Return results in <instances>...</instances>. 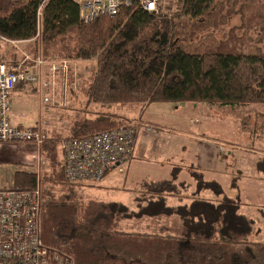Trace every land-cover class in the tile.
I'll list each match as a JSON object with an SVG mask.
<instances>
[{"label": "trees", "instance_id": "16d2710c", "mask_svg": "<svg viewBox=\"0 0 264 264\" xmlns=\"http://www.w3.org/2000/svg\"><path fill=\"white\" fill-rule=\"evenodd\" d=\"M169 1L164 9L159 0L156 14L122 7L113 16L84 23L71 0H0V64L19 62V51L10 47L17 42L31 43L29 53L48 64L67 62L69 82L78 63H95L82 93L74 94L83 96V103L68 136L50 138L45 131L39 151L41 238L73 264H264V243L254 241L255 222L239 213L238 198H200L219 185L199 172L190 174V183L179 181L176 169L170 179L140 182L136 210L97 201L86 192L97 183L72 182L65 175L63 140L133 124L103 112L115 106L142 111L154 103L207 104L236 118L242 131L264 143V53L241 50L243 41L235 36L222 44L184 47L181 33L190 25L186 38L192 39L216 25L222 0ZM73 90L69 85L68 94ZM243 111L248 112L240 121ZM256 168L264 172V153ZM36 183L35 171H16L10 188L30 191ZM145 219L146 231L122 226Z\"/></svg>", "mask_w": 264, "mask_h": 264}, {"label": "rangeland", "instance_id": "374dc122", "mask_svg": "<svg viewBox=\"0 0 264 264\" xmlns=\"http://www.w3.org/2000/svg\"><path fill=\"white\" fill-rule=\"evenodd\" d=\"M13 1L20 3L23 0ZM169 3V0H163L162 5L164 9ZM221 8L222 10L219 11L220 13L215 21L216 25L209 24L208 27L199 30L192 39L186 38L187 31L191 28L188 25L181 33L182 36L178 38L179 42L184 47L193 49L194 47L202 48L218 43L222 44L223 42L230 41L235 36V41H243L242 45L236 42L241 50L245 52L257 51L264 53V0H222ZM221 15L223 17L220 18ZM248 21L252 24L250 28H247ZM195 22L197 21H190L189 24L194 25ZM211 22L213 23L214 21ZM94 66V62H86L82 63V65L77 64L78 68L75 74L73 73L70 77L71 81L69 82V73L67 75V81H62L59 87L60 90L65 83L67 87L70 85L71 88L75 89L72 91L73 95L75 92L82 93L79 89L81 87L83 88L89 82L94 71ZM64 95L68 97L69 94L67 92ZM21 97L22 111L31 113L35 118L33 120L34 123H37L39 121L38 117L42 115L45 121L50 122L51 132H54L59 114L57 109H51L46 114L44 112L39 114L38 96L34 91L27 92L26 89L25 93H21ZM60 97L63 98V93ZM76 99L79 101L78 97ZM82 99L83 96L80 95V101ZM172 106H178L179 109L174 110ZM191 106L194 105L190 103L152 104L145 113L144 118L146 121H149L151 126H160L168 129L170 134L169 132L162 133L160 137L162 139L166 136L165 139L167 140V136H171L172 140L169 141V144L172 142L173 145V142L176 140L177 136L172 133L174 129L186 131L190 137L194 134L198 138H206L209 140L210 143H195L192 141L194 147L192 146L189 155L191 156L194 152L198 156V159L206 162L210 159V163H206L205 167L209 169L207 177L211 179L209 182L218 183L219 185L218 189L208 190L200 198L213 202L217 200L221 201L224 196L236 202L238 198L242 204L239 213L251 218L255 222L256 229L258 230V235L254 237V241L264 243V172L263 170L258 173L256 172L255 163L257 157L248 150L253 144L255 147L263 144L260 142L261 138L251 134L255 137V140H258L254 141V139L249 137L248 133L241 130L240 124H235L234 119L230 115L228 119H225L222 117L223 113L217 111L215 115L218 116H215L213 114L215 112L212 113L206 110L207 105H198L195 112H192ZM128 108L115 106L111 109H105L103 112L123 115ZM92 111H96L95 107H91L90 112ZM90 112L87 114H90ZM247 112L243 111L241 113L240 121L243 114ZM60 114L63 115V113ZM90 115L94 116L95 114L92 112ZM65 116H69L65 117V120L71 121L75 117V113L70 111ZM66 125L61 124L64 128ZM64 128L61 130L64 131ZM141 148L140 152L146 151V155L139 153V156H136V159L140 157L139 161H134L129 170H124L125 166H123V173H118L119 171L116 170L105 180L98 183L96 188H88V195L97 201L122 203L129 209L136 210L135 198L139 193V184L142 180L146 179L147 174H155L157 168L154 162L157 152H159L157 144L151 145V147ZM187 148H189V140L185 144L186 152ZM222 149L225 151H222ZM259 150H257V153H260L259 155L261 156L264 153V145ZM226 151H232L230 158L227 156ZM37 156L38 152L36 147L29 143H0V190L4 188L8 189L12 186L14 172L36 171ZM191 173L192 169L184 170V173L180 174L178 180L192 182ZM153 176L151 175L150 177ZM170 178L168 177L166 179ZM234 182L236 184L235 186ZM147 221L148 219H145L141 223H123L122 226L132 228L135 231H146L147 225L149 224ZM150 230H152V226Z\"/></svg>", "mask_w": 264, "mask_h": 264}, {"label": "built area", "instance_id": "2783aa9c", "mask_svg": "<svg viewBox=\"0 0 264 264\" xmlns=\"http://www.w3.org/2000/svg\"><path fill=\"white\" fill-rule=\"evenodd\" d=\"M78 6L80 20L92 22L102 16H113L122 7L136 6L148 13H158L159 0H71ZM14 44V43H13ZM19 51V50H18ZM15 64H0V143H29L40 151L46 141L42 127L15 126L10 121L11 95L19 85L38 84L44 104H50L55 80L67 81V62L46 63L24 52ZM35 65L47 68L51 79L39 81L28 69ZM75 74V72H74ZM39 75V74H38ZM63 84L62 93H67ZM139 125L110 130L86 139L62 141L65 175L72 182L98 183L108 173L118 170L133 154ZM36 187L30 191L0 190V264H73L70 258L45 245L41 238L42 195L40 174L43 161L37 156ZM42 161V162H41Z\"/></svg>", "mask_w": 264, "mask_h": 264}, {"label": "crops", "instance_id": "0c3cea01", "mask_svg": "<svg viewBox=\"0 0 264 264\" xmlns=\"http://www.w3.org/2000/svg\"><path fill=\"white\" fill-rule=\"evenodd\" d=\"M30 44L31 43H18L17 42L14 44L11 43L10 47L12 46L16 50H19V52L21 51V52L31 55L29 53V51H32ZM26 48L28 51H26ZM79 64L82 65V63H78V65ZM28 69L34 72L35 74H37L39 81H47L51 79L50 75L47 73V68L45 67L42 70H40L39 67L36 68V66L32 64L30 65V67H28ZM57 79L58 80H55V84L51 88V91H50L51 102L49 105L44 104L42 101L40 87L38 86L39 83L33 86L32 85H28V86L19 85L14 89L11 95V111L9 115L10 121L12 122L13 125L20 126V127H30V128L42 127L50 138L64 139L65 137L68 136L70 123L72 120L79 117L78 116V114H80L79 109H81L83 102H81L82 100L80 101V97L78 96L77 97L79 101H77L76 99L77 97H75V95L73 94H69L68 97H66V95L63 94V98L60 97L62 94V89L60 90L59 88L61 85V80L60 78H57ZM26 89H27V92L34 91L37 94L39 114H41L42 112H44L45 114L49 113L48 111H50L51 109H57V111L59 112L57 116L58 118L57 126L54 132H51L50 122L45 121L42 115L38 117L39 121L37 123L36 122L34 123L33 120L35 118L31 115V113H26L25 111H22L23 108H21V101H22L21 93L22 92L25 93ZM154 104L165 105L168 103H154ZM151 105L152 104L146 106L142 111L140 110L139 107L137 108L130 107L128 108L126 113L123 114L124 117L130 120V123H134V124L136 123L139 125L137 137H136L134 148H133L132 158L124 165L125 166L124 170L126 171L129 170L132 167L134 161L136 160L139 161L140 157L136 159V156H139V153L146 155V151L140 152V149H142L141 147L147 148V146L151 147V145L157 144L159 148L158 150L159 152H157V156L155 157V162H154V165L156 166L157 170H155V174H150V175L147 174L145 177L146 179L144 180H148V181H158V180H163V179L165 180L166 178L171 177L173 170L175 169L177 170V177H179L180 174L184 173V170L192 169V172L201 173L205 181H210L211 179L207 177V172L209 169L205 167H206V163L209 164L211 160L208 159V161L206 162L201 159H198V156L194 152L191 154V156H189L190 151L193 146L192 141H194L195 143L196 142L210 143L209 140L206 138H198V136L196 137L194 134L193 136L190 137L189 133H187L186 131L174 129L172 133L175 134L177 137H176V140L173 142V145H172V142L171 144H169V141L172 140L171 136H167V140L165 139L166 136L162 139L160 137L162 133L169 132L168 129H165L164 127H160V126L159 127L151 126L149 121H146L144 118L145 113L148 111ZM193 105L194 106H191V110L192 112H195V110L198 108V105L203 106L207 104H193ZM172 108L174 110L179 109L178 106H172ZM206 110L207 111L209 110L212 113L215 112L213 113L214 115L217 114V111H219L218 109L214 108L211 105H207ZM70 111H73V113H75V117L71 121H67L65 120V117H69V116H65V115L69 114ZM60 113H63V115ZM222 115H223L222 117H224L225 119H228L229 115H226V113H223ZM215 116H218V115H215ZM231 118L233 117L231 116ZM233 119H234L235 124L237 125L236 118H233ZM62 123L67 124L68 126L66 125V127L64 128L63 126H61ZM63 128H64V131L61 130ZM146 140L147 142H145ZM188 140H189V148H187V152H186L185 144H186V141ZM263 145L264 143L258 145V147L257 146L255 147L253 144L248 149L250 153H253L256 155L257 157L256 161L260 159V155H259L260 153H257V150L263 148ZM193 150H195V148H193ZM231 150H233V148H231ZM222 151H225V150L222 149ZM227 151H226L227 156L230 158L232 156V151L231 152H227ZM218 157L220 158V156ZM255 169H256V172L258 173L259 170H257L256 168V163H255ZM123 172L124 171L122 167V172H118V173H123ZM110 174H108L100 182L105 180ZM151 175H154V176L150 177ZM97 184L94 185V188L97 187ZM235 185L236 184L234 182V186ZM87 190L88 189H86V192Z\"/></svg>", "mask_w": 264, "mask_h": 264}]
</instances>
